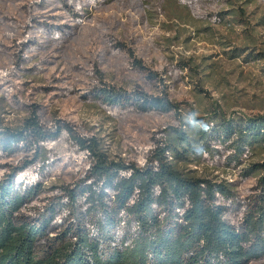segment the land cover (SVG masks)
I'll list each match as a JSON object with an SVG mask.
<instances>
[{"label":"trees","instance_id":"trees-1","mask_svg":"<svg viewBox=\"0 0 264 264\" xmlns=\"http://www.w3.org/2000/svg\"><path fill=\"white\" fill-rule=\"evenodd\" d=\"M99 97L157 115L180 110L167 94ZM195 120L155 133L140 162L111 158L97 136L40 107L0 131V264L264 260V114L219 107ZM67 174L77 177L46 186Z\"/></svg>","mask_w":264,"mask_h":264},{"label":"rangeland","instance_id":"rangeland-1","mask_svg":"<svg viewBox=\"0 0 264 264\" xmlns=\"http://www.w3.org/2000/svg\"><path fill=\"white\" fill-rule=\"evenodd\" d=\"M50 1L0 0V131L40 107L97 136L111 158L140 162L155 133L184 119L219 107L264 114V0ZM107 91L167 94L180 110L107 104Z\"/></svg>","mask_w":264,"mask_h":264}]
</instances>
